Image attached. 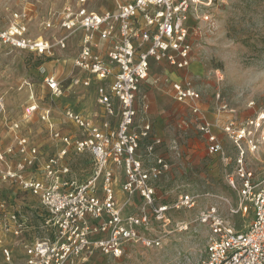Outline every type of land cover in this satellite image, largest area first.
Segmentation results:
<instances>
[{
    "label": "built area",
    "instance_id": "1",
    "mask_svg": "<svg viewBox=\"0 0 264 264\" xmlns=\"http://www.w3.org/2000/svg\"><path fill=\"white\" fill-rule=\"evenodd\" d=\"M114 1V8L96 11L89 7L88 0H75L57 17L61 29L81 36L73 67L84 71V75L71 77L70 87L88 89L93 84L101 111L85 116L78 107H58V113L76 128L70 134L54 128L53 107L42 110L32 92L25 116L40 110V119L56 143L55 153L41 160L39 147L30 146L22 135H15V146H0V182H10L20 192L38 199L40 205L36 213L39 225L35 227L22 210L24 206L31 207L12 195H3L0 189V231L15 240L22 251L23 264H74L75 259L94 251L119 258L130 246L160 247L161 237L148 231L152 229L151 220L164 229L170 223V210L195 207L196 196L191 193H180L171 204L157 196V183L167 173L169 163L164 156L155 154L162 139L151 133V121L146 119L136 125V98L152 64L165 62L176 70L188 68L192 57V14L207 3ZM201 16L205 22L211 18L208 13ZM26 17L24 10L13 13L10 22L0 26V47L20 49L43 59L57 57L55 50L65 49L67 38L52 42L42 36L29 37ZM52 23L46 22L44 28ZM104 41L108 45L101 51ZM43 83L52 95L63 94L55 74L45 75ZM170 86L174 100L190 106L206 140V154L220 157L226 183L237 193L234 205L225 199L229 212L244 216L249 209L252 211L248 223L240 229L221 215L216 204L200 211L196 219L209 232L204 253L196 264H264V166L254 169L247 165L248 153L264 152V110L240 121L227 117L221 133L235 150V154L228 153L212 123L201 114L200 90L187 78L175 80ZM2 112L5 107L0 103ZM10 129L17 131L19 124L12 123ZM14 154H19L21 160L12 162ZM74 156L82 158L87 166L81 170L84 175L72 162ZM119 173L124 174L120 183ZM120 191L126 196L125 203L132 204V199L138 198L149 208L125 215L118 202ZM185 228L187 224L179 226ZM0 253L5 262L13 258L9 245H0Z\"/></svg>",
    "mask_w": 264,
    "mask_h": 264
},
{
    "label": "rangeland",
    "instance_id": "2",
    "mask_svg": "<svg viewBox=\"0 0 264 264\" xmlns=\"http://www.w3.org/2000/svg\"><path fill=\"white\" fill-rule=\"evenodd\" d=\"M75 0H0V26L7 25L13 13L27 11V35L35 38L42 36L52 42L67 38L65 49H56L57 57L43 59L20 49L0 47V98L5 112L0 113V146L16 145L15 135L24 136L30 146L39 147L41 160L55 153L57 146L51 140L47 124L40 119L39 112L25 116V106L30 93H34L41 109L52 106L53 109L71 105L78 108L90 107L92 113L100 112L96 102L97 95L93 84L88 89L74 85L70 87L71 77H83L84 71L73 67V59L78 54L80 37L78 33L68 34L58 25V12ZM89 7L104 11L113 5V0H88ZM205 5L192 14L191 32L192 57L185 70L169 72L161 65L151 66L148 76L141 83L137 94L138 112L136 125L143 120L151 121V133L162 139V145L156 155L164 156L169 169L157 183V196L163 202L171 204L180 193L196 196L195 207L191 209L170 210L168 226H158L154 222L150 232L161 237L160 247L127 248L119 257L104 256L96 251L83 258H77L74 264H196L203 255L206 246L208 227L197 221V215L208 205L219 206L221 215L234 224L236 229L246 225L251 218L249 209L244 216L229 212V205L237 202V193L228 187L225 171L219 156L206 154V140L199 131L197 120L188 104L173 98L171 82L175 79H189L201 92V114L212 123L214 131L223 139L225 151L235 154L230 141L221 133V126L227 117L244 120L257 111L264 110V0H203ZM210 2V3H208ZM209 14L208 22L201 15ZM52 23L44 28L46 22ZM77 34V35H76ZM72 67L68 69V62ZM63 65L64 67H61ZM55 74L61 82L63 94L55 96L43 83L45 75ZM6 93V94H5ZM85 102V104H83ZM147 104V108L144 107ZM42 109V110H43ZM12 123L19 124L12 131ZM54 128L72 134L76 128L67 123L60 113L52 110ZM45 126L38 133L39 125ZM63 126L59 128L58 125ZM58 126V127H57ZM36 140V141H35ZM145 143L141 147L144 152ZM227 153V154H228ZM247 154V165L252 168L264 166V152ZM14 154L12 162L21 160ZM79 173L87 169L82 158L73 157ZM232 165L226 169L231 170ZM84 175V174H83ZM80 175L81 177H85ZM117 182L124 180V174H117ZM119 187H117V191ZM3 195L14 196L19 203L31 208H22L38 226L36 213L40 205L38 199L20 192L10 182H0ZM208 195V196H206ZM119 206L126 215L149 207L138 198L132 204L126 202V196L118 194ZM160 201H158L159 203ZM187 224V228L179 226ZM40 231V230H39ZM36 233L40 236L42 233ZM0 245H9L13 249V258L5 262L0 253V264H23L22 251L15 240L0 231Z\"/></svg>",
    "mask_w": 264,
    "mask_h": 264
},
{
    "label": "crops",
    "instance_id": "3",
    "mask_svg": "<svg viewBox=\"0 0 264 264\" xmlns=\"http://www.w3.org/2000/svg\"><path fill=\"white\" fill-rule=\"evenodd\" d=\"M114 1V0H113ZM115 7V1H114V3H113V5L111 6V7H109V8H114ZM79 34V33H78ZM77 35V34H76ZM190 40H191V38H190ZM80 43V42H79ZM107 45H108V42L107 41H104V42H101V44H100V47H99V50H101V51H104L105 50V48L107 47ZM69 64H68V69H70L71 67H72V62H71V60H70V62H68ZM157 65H161L162 67H164V69H166L167 71H169V72H176V71H178V70H176L175 68H171V67H169L165 62H159V63H157V64H152L151 66H157ZM61 67H64L63 65H60ZM180 79V78H179ZM179 79H175V80H179ZM144 81V80H143ZM142 81V82H143ZM95 92H94V90H93V94H94ZM6 94V93H5ZM83 104H85V102L83 103ZM79 110L85 115V116H89V115H91L92 114V110L90 109V107H86V105H84V107L83 108H79ZM55 113L57 112L58 113V110L56 109V108H54V110H53ZM67 123H69V122H67ZM45 124V123H44ZM47 126V125H46ZM59 126V128H63V126H61L60 124L58 125ZM57 126V127H58ZM43 130L45 131V126L42 124V125H39V127H38V133H40L41 134V132L43 133ZM62 130H65L64 128L62 129ZM36 141V140H35Z\"/></svg>",
    "mask_w": 264,
    "mask_h": 264
},
{
    "label": "bare ground",
    "instance_id": "4",
    "mask_svg": "<svg viewBox=\"0 0 264 264\" xmlns=\"http://www.w3.org/2000/svg\"><path fill=\"white\" fill-rule=\"evenodd\" d=\"M0 103H1V104L3 103L1 98H0ZM3 105H4V104H3Z\"/></svg>",
    "mask_w": 264,
    "mask_h": 264
}]
</instances>
